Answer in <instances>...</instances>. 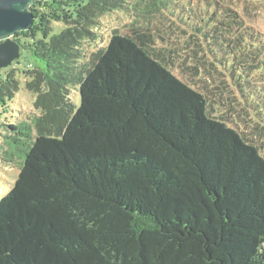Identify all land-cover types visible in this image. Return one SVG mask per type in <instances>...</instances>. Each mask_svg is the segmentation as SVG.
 Wrapping results in <instances>:
<instances>
[{
  "label": "trees",
  "instance_id": "trees-1",
  "mask_svg": "<svg viewBox=\"0 0 264 264\" xmlns=\"http://www.w3.org/2000/svg\"><path fill=\"white\" fill-rule=\"evenodd\" d=\"M50 1L64 28L39 17L13 37L41 66L26 81L33 117H0L23 160L0 197V264H264L254 0ZM115 11L137 18L88 53ZM4 72L3 112L20 84L15 67Z\"/></svg>",
  "mask_w": 264,
  "mask_h": 264
},
{
  "label": "rangeland",
  "instance_id": "rangeland-1",
  "mask_svg": "<svg viewBox=\"0 0 264 264\" xmlns=\"http://www.w3.org/2000/svg\"><path fill=\"white\" fill-rule=\"evenodd\" d=\"M33 9V13L36 16V19L39 17L42 18L41 24L42 27H45L47 23L44 21V18L52 20V25L54 27L53 33H58L62 28L65 27L62 16L52 10L50 0H37L34 4L30 6ZM252 16L255 14V24L264 30V0H254L251 2L248 7ZM49 14L51 17H48ZM158 16V15H157ZM136 14L126 13V11H115L113 13H108L103 17L99 18L97 21L96 28L94 32L97 37L95 41H89L85 44V48L88 53L98 49L99 47L105 45L107 41L114 35L120 32H123L125 29L129 28V24L136 19ZM145 18V17H144ZM143 17H140V20L144 21ZM154 23L162 24L163 26L169 27L174 30V34L179 36L181 41L187 40L189 36V31L177 28L182 26L178 21H173L171 17L160 15L157 19H153ZM116 30V33L113 31ZM27 31V30H26ZM23 32V31H20ZM19 33V32H18ZM111 34V35H109ZM173 37V36H172ZM41 66V63L36 60L28 51L24 50L21 52V57L17 61H14L12 67L16 68L17 78L20 82L19 90L17 91L13 100L8 101L3 112V108H0V117L2 123H15L17 119H22L25 117H33L36 110L34 109V99L35 95L26 88V81L29 79V71L31 70L29 66ZM11 66V65H10ZM9 66V67H10ZM4 69L0 70V78L4 77ZM234 90V87H232ZM237 92L235 91V94ZM71 98L77 105L80 104V94L79 91L72 88ZM39 114V113H38ZM249 117V116H248ZM253 121L251 120V124ZM0 197L5 195L14 185L15 181L18 178L22 157L21 153L16 149V145H10V140L6 138V132L3 129H0ZM13 147L15 155L13 160L7 161L4 158V152L2 148Z\"/></svg>",
  "mask_w": 264,
  "mask_h": 264
},
{
  "label": "water",
  "instance_id": "water-1",
  "mask_svg": "<svg viewBox=\"0 0 264 264\" xmlns=\"http://www.w3.org/2000/svg\"><path fill=\"white\" fill-rule=\"evenodd\" d=\"M37 0H0V70L21 57L22 47L13 37L29 30L36 16L29 7Z\"/></svg>",
  "mask_w": 264,
  "mask_h": 264
}]
</instances>
